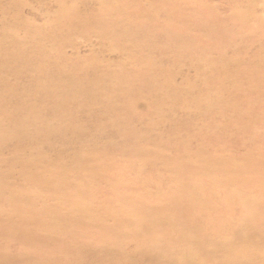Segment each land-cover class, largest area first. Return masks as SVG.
Wrapping results in <instances>:
<instances>
[{"label": "rangeland", "instance_id": "1", "mask_svg": "<svg viewBox=\"0 0 264 264\" xmlns=\"http://www.w3.org/2000/svg\"><path fill=\"white\" fill-rule=\"evenodd\" d=\"M0 264H264V0H0Z\"/></svg>", "mask_w": 264, "mask_h": 264}, {"label": "bare ground", "instance_id": "2", "mask_svg": "<svg viewBox=\"0 0 264 264\" xmlns=\"http://www.w3.org/2000/svg\"><path fill=\"white\" fill-rule=\"evenodd\" d=\"M164 214V213H163Z\"/></svg>", "mask_w": 264, "mask_h": 264}]
</instances>
